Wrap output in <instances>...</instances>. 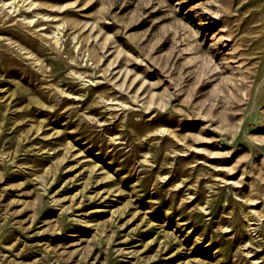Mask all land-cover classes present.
Masks as SVG:
<instances>
[{
  "label": "rangeland",
  "instance_id": "374dc122",
  "mask_svg": "<svg viewBox=\"0 0 264 264\" xmlns=\"http://www.w3.org/2000/svg\"><path fill=\"white\" fill-rule=\"evenodd\" d=\"M0 264H264V0H0Z\"/></svg>",
  "mask_w": 264,
  "mask_h": 264
}]
</instances>
